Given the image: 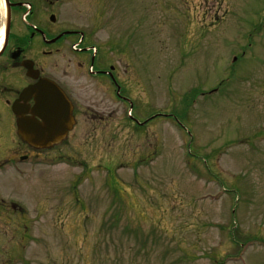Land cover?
<instances>
[{
	"label": "rangeland",
	"instance_id": "obj_1",
	"mask_svg": "<svg viewBox=\"0 0 264 264\" xmlns=\"http://www.w3.org/2000/svg\"><path fill=\"white\" fill-rule=\"evenodd\" d=\"M63 15L132 110L82 51L65 160L5 189L30 217L0 218V264H264V0H67Z\"/></svg>",
	"mask_w": 264,
	"mask_h": 264
},
{
	"label": "flooded vegetation",
	"instance_id": "obj_2",
	"mask_svg": "<svg viewBox=\"0 0 264 264\" xmlns=\"http://www.w3.org/2000/svg\"><path fill=\"white\" fill-rule=\"evenodd\" d=\"M65 4L67 0H0V218L8 222L17 218V226L27 227L29 217L25 206L5 195V189L26 192L25 177L30 171L47 166L53 155L65 158L64 141L35 146L25 139L23 118L42 122L38 112L43 108L44 92L40 89L24 101L20 99L22 91L43 80L53 81L72 103L75 127L82 114L77 99L83 87L68 79L72 71L84 69L78 58L85 32L63 15ZM88 74L106 76L112 84L110 95L117 94L120 71L112 65ZM117 95L127 100L123 93ZM19 171L24 178H19Z\"/></svg>",
	"mask_w": 264,
	"mask_h": 264
},
{
	"label": "water",
	"instance_id": "obj_3",
	"mask_svg": "<svg viewBox=\"0 0 264 264\" xmlns=\"http://www.w3.org/2000/svg\"><path fill=\"white\" fill-rule=\"evenodd\" d=\"M51 90L48 89V92ZM29 90H26L24 93L27 95ZM23 93V94H24ZM25 96V95H23ZM52 102H54V97L55 95L52 93ZM64 100V99H63ZM65 103V101H62ZM64 106V107H63ZM62 108L58 111H55L52 107L53 110H51V114L47 116L46 119V131H42L41 135L46 136L47 139H51L53 142L59 141L64 135H66L67 131L71 127L72 123V117H71V106L69 103L63 104ZM32 135H34V132H29ZM37 131L35 130V135Z\"/></svg>",
	"mask_w": 264,
	"mask_h": 264
},
{
	"label": "bare ground",
	"instance_id": "obj_4",
	"mask_svg": "<svg viewBox=\"0 0 264 264\" xmlns=\"http://www.w3.org/2000/svg\"><path fill=\"white\" fill-rule=\"evenodd\" d=\"M2 32H3V30H2ZM2 38V37H1ZM1 44H2V41H0V46H1Z\"/></svg>",
	"mask_w": 264,
	"mask_h": 264
}]
</instances>
